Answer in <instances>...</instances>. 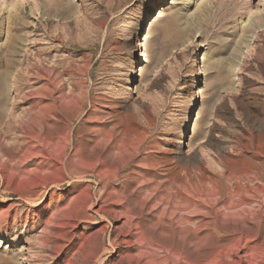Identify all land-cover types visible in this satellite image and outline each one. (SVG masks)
Listing matches in <instances>:
<instances>
[{"label":"rangeland","instance_id":"rangeland-1","mask_svg":"<svg viewBox=\"0 0 264 264\" xmlns=\"http://www.w3.org/2000/svg\"><path fill=\"white\" fill-rule=\"evenodd\" d=\"M232 174L264 187V0H0V264H264V210L196 212Z\"/></svg>","mask_w":264,"mask_h":264},{"label":"bare ground","instance_id":"bare-ground-1","mask_svg":"<svg viewBox=\"0 0 264 264\" xmlns=\"http://www.w3.org/2000/svg\"><path fill=\"white\" fill-rule=\"evenodd\" d=\"M210 184L213 186L218 185L220 188V194L223 196L225 195L227 200L224 206L221 207L219 210L216 209L215 204L210 205V208H208L210 209V211H207V213L203 211L206 206L202 204L205 207L200 206L199 209L196 210V212L200 214V216L202 217V220H205L207 217L210 216H225L227 218L233 216L236 219L242 220L247 216H260L262 214V210H264V201H263L264 187L261 188L255 187V182L253 180H249L245 178L240 179L235 174H232L226 178V183H223V177L218 175L214 179L210 180ZM250 190H254L256 198L246 195ZM258 196L261 197V199ZM252 202H256V205H254ZM194 217L196 218V216H191V217L181 216L180 218H178L179 227L170 228V230L173 232L175 236V239L181 237L183 240V241H178V257L183 255L185 256V254L189 255L186 257H190L194 254V252H198V251H194V249L199 248L200 246H196V247L193 246L191 248L190 247L191 244L189 242H193V240L197 239L198 234L200 232L196 231L195 229L202 227L203 222L199 218L194 219ZM224 219L225 218L222 217L221 220ZM218 228L219 227L215 228L214 230L220 232L221 230L220 228L222 227L219 228L220 230ZM193 244L195 245V242H193ZM219 250H221L222 252L217 254ZM223 250H224L223 245L222 246L215 245L212 247L209 246L204 249L200 248L198 253L204 254L206 262L209 263L210 259L223 257L224 256Z\"/></svg>","mask_w":264,"mask_h":264}]
</instances>
